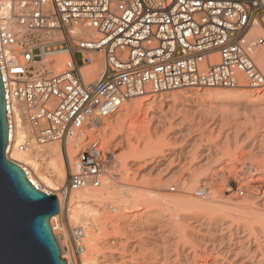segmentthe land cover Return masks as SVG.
Instances as JSON below:
<instances>
[{"label": "built area", "instance_id": "2783aa9c", "mask_svg": "<svg viewBox=\"0 0 264 264\" xmlns=\"http://www.w3.org/2000/svg\"><path fill=\"white\" fill-rule=\"evenodd\" d=\"M256 27L264 31V0H0L9 132L16 126L15 103L34 131V140L19 145L26 151L85 135L134 97L192 87H263L255 52L264 46V33L253 38ZM95 58L103 70L88 80L83 69ZM12 144L11 136L7 149ZM113 159L92 139L69 163L56 192L67 198L101 187ZM51 226L65 264H86L85 226L68 218L66 231L61 217Z\"/></svg>", "mask_w": 264, "mask_h": 264}, {"label": "bare ground", "instance_id": "6f19581e", "mask_svg": "<svg viewBox=\"0 0 264 264\" xmlns=\"http://www.w3.org/2000/svg\"><path fill=\"white\" fill-rule=\"evenodd\" d=\"M263 33L264 31L261 27H256L252 32V37L257 38ZM88 34H92V32L88 31ZM53 58H56V56H49L46 60H51ZM255 59L264 70V46L256 50ZM102 70L103 63L102 61L97 60L94 61L92 65L85 67L83 69V74L86 79L90 80L97 77ZM254 89L264 91V86L252 87L246 85L243 88L238 89L213 87H207L201 90L183 89L176 90L163 98V103L172 104L175 109L178 107L185 108L194 106V108L198 107V109H204V111H215L222 110L219 108L226 105L234 109L236 113L243 115L246 114L247 119L249 118L256 121V125L260 127V131L262 132L260 134L258 132L257 135L259 136L252 139V141L249 139L251 142L244 141V147H246L244 151H249L250 155L256 153V156H261H257L258 161L255 160L257 158L254 157L255 162H251L250 159L249 161L245 160L246 162L243 163L240 162L241 174L234 175L233 178L223 179V175H225V170L227 171V169L233 167L232 160H234V163L237 161L235 158L244 152L241 150V154H237V156L235 155V150H237L235 149V144H237V141L243 140L246 137L244 132H237L240 131L239 129L236 132L229 131L234 128L230 127L227 132L222 133L226 129L223 127L224 130H222V126L220 127V125H217L220 127L219 129L222 130L221 133L223 134V136H220L221 134L219 135L223 138L220 139L218 145L216 144L217 146L213 148L208 144L207 146L200 148V146L198 147L195 144L194 146L197 148L194 147L196 149L194 150L193 156L197 157L195 155H198V159H195V161H197L196 164H193V170L190 172H185V170L181 176L177 177L179 166H173L168 171H166V168H168L167 166L169 165V162L172 164L171 162L177 155L180 154L179 157L182 156L181 152L184 149L178 150L175 147H166L167 150L165 148L164 152L166 151L167 153L162 154L164 145L160 146L159 144L154 143V137L158 135L159 131H161V127H159V129L155 125V127L152 128L153 130L149 128V130L147 129V134H144L145 136L141 143L143 146L140 148L135 146L137 148L134 150L136 153H140V155L142 154V156L143 153H146L144 157L148 156L147 153L150 154L153 151L156 154L157 150H162V153L160 151L161 154L157 153L156 155L148 156L143 160L141 159L142 157H140L141 160L139 158L135 159V157L134 159H127L128 161L124 160L126 166H129L127 167L130 168L129 170L137 167L136 171L131 172V174L142 183L138 182L139 184H137V182L134 183V181V184H124V182L117 184V181H115L116 179L107 172L103 181L104 187H101L102 189L89 186L73 192L67 198H63L56 192L60 187L57 182L67 179V163L69 164L72 161L71 157L77 153L80 147L83 146L82 142L84 138L87 137L88 133L86 131V136L75 135L73 137L64 138L62 141L50 142L42 145L35 144L29 150H21L19 145L23 143L25 139L29 138L34 140V131L28 120L22 115L20 110L21 106L19 107L16 103L14 104L16 126L15 130L9 132V139L12 136L13 144L7 149V156L21 165L25 170L28 179L41 191L48 194L58 195L60 213L53 216L52 221H55L59 217L62 218L65 209L68 208L70 217L76 221L81 218V215H84V222L87 224L89 219L85 213L100 215L105 208H112L115 210L114 212L117 211L116 214H114V218L116 219V221H114L116 224L113 227L123 231L129 237L131 232L134 234L145 232L147 233V236L158 234V237L157 235L155 236L157 239L159 238L156 240L158 244L156 245V243L154 244L152 242L155 245L153 247L162 250L161 259L158 261L155 260L157 263L163 261V264H169V262L171 264L173 261V258L171 257L176 255L174 252H176L178 246V250L182 255L184 252L188 255L189 253L187 254L188 250L186 249L192 244V247L194 246L196 249H201L202 252L209 256L208 259H204L203 257V259L200 257V259H197L199 253L193 247L198 255L194 256V252L191 254L196 259L190 260V258L185 255L187 258L182 259L180 264H264V92H257L254 91ZM151 102L150 104L152 106H146L141 100H133L131 104L117 111L107 121H104V119L97 120L93 123V126H97L100 129L103 128L102 135L105 139L109 137V133L112 131L114 133V138L112 141L108 142L116 141L117 143L115 142L114 145L117 146L120 144L121 146H118V148L120 149V152H122L128 147V143L125 141L126 136L124 137L126 134H121L120 132L118 135L115 134L117 132L116 129L119 128V126L121 127L119 129L121 132L123 131V128L126 127L121 124L124 121V116L127 115L128 112L136 108H139V112H141V109H144V106H146V114L150 115V117L152 116V119H155L154 124L158 119L167 117L166 113L160 111L161 108H155L156 106L154 105H157L156 103L154 104ZM147 105H149V103ZM198 109H196V111H198ZM214 129L210 130L213 131ZM235 129L236 127L234 130ZM202 130H200V132ZM220 130H218V132H220ZM207 131H209V129ZM207 131L205 133H207ZM211 131L209 133H211ZM201 133L194 135L192 141L197 143L201 138L200 136H202ZM115 136L117 137L115 138ZM178 136L177 132V135L174 133L173 135L166 136V138L168 137L172 139L178 138ZM226 146L228 149H232L234 146L235 149H233L235 152L230 150L231 152L229 153L230 155H228V159L223 158L229 151L226 149L225 153L224 149L227 148ZM233 152L235 154H233ZM40 156H47V164L54 169L53 178H50L39 169L38 158ZM194 157L192 160H194ZM115 159L118 160L116 156ZM195 161L193 162L195 163ZM113 164H115V161ZM118 164H116V166ZM125 164L123 165L125 166ZM216 164L219 165L216 166ZM236 164H234V166ZM129 170H126L124 174L130 175ZM173 181L177 184H181L177 188L178 190L176 194L170 193L167 189V186H169L171 182L173 183ZM41 185L44 187L46 186V188H43ZM224 186L228 187L226 188L227 191H231L232 193L224 194ZM105 192H108L109 197H114L113 202L116 204L107 203L106 199L108 197L102 195ZM238 217H244L245 219L243 221V218H241L242 221L240 220V222H238L240 219ZM62 221L64 229V220L62 219ZM75 223L78 222L76 221ZM89 225L91 226L90 229L87 228L86 230L85 228V238L88 239L87 242L89 243L87 245L91 255H89L86 264H101L102 262L99 261L100 259L98 258V255H96L99 250V245L91 231L94 226L91 221ZM55 235H57L56 231ZM178 237H180L181 242L182 239H187L190 244H188L189 242L186 244V240L184 243H180V245L176 243L178 246L175 247L176 249L174 251L173 241ZM152 238L150 240H153ZM141 241H143V239ZM142 243H140V245ZM147 243L148 242H146V244ZM152 243L151 245H153ZM130 245H132V243ZM140 245L138 244L139 248ZM217 254H222L223 258L222 256L218 257L219 255ZM210 256L216 257L210 258ZM171 259L172 261H169ZM179 260L177 263H179ZM139 262L141 263L142 261ZM144 262L145 261L142 263Z\"/></svg>", "mask_w": 264, "mask_h": 264}, {"label": "rangeland", "instance_id": "374dc122", "mask_svg": "<svg viewBox=\"0 0 264 264\" xmlns=\"http://www.w3.org/2000/svg\"><path fill=\"white\" fill-rule=\"evenodd\" d=\"M58 57H62V56H58ZM95 59L97 60V58H95ZM259 67H260V65H259ZM261 70H263V69L261 68ZM263 72H264V70H263ZM204 88H207V87L180 88V89H175V90H171V91H167V92H163V93H158V94H155V95L134 97L129 102L125 103L122 106L121 109H123L127 105L131 104V102L133 100L134 101L135 100H141L142 103L146 104V106H150L151 105L150 102L152 101L154 104L155 103L157 104V105H154L153 104L154 106H156L155 108L156 109L161 108L160 111H162L163 113H166L167 114V117L164 116L165 118L158 119V121L154 124V120L155 119H152V116L150 117V115H147L146 114V111H145L146 106H144V109H141L142 110L141 112H139L140 111L139 108H136V109L128 112V114L124 116V119H123L124 121L121 124L122 126L125 125L126 127L124 126L125 128H123V131L121 132L119 130L121 127L119 126V128L116 129L117 132L115 134V135H118L119 132L121 134H126V135H124V137L126 136L125 137V139H126L125 141H126V143H128V147L124 151H122V152H120V149L118 148V146L119 147L121 146L120 144H118L117 146L114 145L116 141L108 142V141H112L113 138H114L113 137V134L114 133L112 131L109 133V137L105 139L104 136L102 135L103 134V130H102L103 128L101 127L102 129H100L97 126H95V128L90 129V130H87V133H88V135L86 137L87 139L84 138V140L82 142L83 146L80 147L78 149L77 153H75L71 157V160H73L74 157L78 154V152L81 149H83L92 139L97 138V139L100 140V142L102 143V145H103V147L105 149L109 150L112 154H114L113 161H111L109 163L110 165L108 167V173L116 179L115 181H117V184L118 183L121 184L123 182H124V184L125 183L132 184L134 181H135L134 183L137 182V184L142 183L141 181L137 180V178H135L134 175L132 176V174H131V172H135L136 171L137 167L129 170L130 168H127L129 166H126V164L124 163V160H127V159L130 160L132 158L134 159V157H135V159H138V158L140 159V157H142L141 159L143 160L144 158H146L148 156L156 155L157 153L159 154L160 151L162 153V150H157L156 154L153 151L150 154L147 153L148 156L144 157V155H146V153L145 154L143 153V156H142V154L140 155V153H136L135 150H134L135 148H137L135 146H138L139 148L143 146V144H141V143H142V141L144 139V136H145L144 134H147L146 132L149 130V128L152 129V128L155 127V125L158 128L161 127V131H159L158 135L154 137V143L155 144H159L160 146L164 145V149H163V153L162 154L167 153L166 151L164 152V150H165L166 147L167 148L175 147L178 150L184 149L181 152L182 156L179 157L180 154L177 155L175 157V159H173V161L171 162L172 164H170V162H169V165L167 166L168 168H166L167 169L166 171H168L173 166H179V171L177 172V177L181 176L184 173L185 170H186L185 172H190V171L193 170V168H194L193 167L194 166L193 164H196V161H197V160L195 161V159L196 158L198 159V155H195L194 154L197 157H194L193 156L194 150L197 148L196 146H198V147L200 146V148H201V147L207 146L209 144L210 147L215 148V146H217L218 143L220 142V139L223 138V137H220V136H223L222 133L227 132L230 129V127H232V128L233 127L234 128L236 127V129L234 130V128H233V129H230L229 131H232V132L235 131L236 132L239 129L240 131H237V132H241V133L244 132L246 134V137L245 138L243 137L245 140L243 139V140L237 141V144H235V147H236L235 149H237L239 151L235 150L234 149V146L232 147V149H230V148L228 149V147L226 146L227 148L224 149L225 150V153H226V149L229 150V151H228L227 155L224 153L225 155H224L223 158L224 159H228L229 158L228 155H230L229 154L231 152L230 150H232V151L235 150L236 151V154L234 153L235 151L233 152V154H235L236 156H237V154H241L242 151H244L245 148H246V147H244V141L251 142L252 139H255V138H257L259 136V135H257L258 132H259V134L262 132V131H260L261 130L260 127L258 125H256L257 124L256 121L255 120H252V119H249V118L247 119L246 114L243 115V114H240V113H236L234 109H232L230 106H226V105L225 106H222L221 108H219V109H222V110H215V111L214 110H212V111L209 110V111H204V109L203 110L202 109L200 110V109H198V107L197 108H194V106L193 107H185L186 109L185 108H182V107L175 106V107H178V108H176L177 109L176 110L174 108V105L167 104L165 102L163 103V100H164L163 98L166 95L175 92L176 90H183V89L184 90H191V89L192 90H201V89H204ZM254 91L264 92L263 90H257V89H254ZM148 103H149V105H147ZM190 108H192V109H190ZM199 108H201V107H199ZM196 109H198V111H196ZM168 114H169V116H168ZM112 116H109L107 118H104V121L105 120L107 121ZM161 119H163V120H161ZM158 123H159V125H158ZM217 125L218 126L220 125V127L222 126L221 129L224 127L226 130H224V128H223L222 130H224V131L222 132V130L219 129L220 127H218ZM216 126H217L218 129L216 128ZM237 126H238V128H237ZM204 128L207 129V130L209 129V131L205 130ZM210 129H214L213 130L214 132L211 131ZM200 130H202L201 131L202 133L200 132ZM218 130H220V132H218ZM206 131H207V133H209L211 131V133L207 134V133H205ZM177 132H178V135H179L178 138H172V139H170L168 137L166 138V136L173 135L174 133H176V135H177ZM200 133L202 134V136H200L201 138L198 141L199 143L198 142L197 143L193 142L192 141V137L194 135H198ZM204 134L205 135H208V136H205ZM211 135H213V136H211ZM254 135H257V136H254ZM116 137L117 136H115V138ZM200 140L202 141V143H201ZM216 140H218V141H216ZM191 143H193V144H191ZM195 144H196V146H194ZM191 146H193V147H191ZM194 147H196V148H194ZM167 148H166V150H167ZM192 148H194V149H192ZM221 148H222V146H221ZM131 151H132V153H131ZM133 152H135V153H133ZM118 154H120V155H118ZM246 154H247V157H246ZM138 155H139V157H138ZM251 155H250V152L249 151H244L241 155H238L237 157L235 156L236 157L235 160H237L235 162L237 164L235 162L233 163L234 160H232V166L233 167L230 168V169H227V171L225 170V172H224L225 175H223V179H225V178H231V177L233 178L234 175L241 174L240 173V165H241V163L246 162V161H249V159L251 160V162H255V160L258 161V158H257L258 155L256 156V153H254V155H252V156ZM115 156H116V158H118V160L120 162L115 159ZM241 156H242V158H241ZM248 156H251V157H248ZM260 156L261 155H259L258 157H260ZM193 157H194V160H192ZM254 157L257 158V159H255ZM186 158H188V159H186ZM114 161H115V164H113ZM193 161H195V163ZM118 162H119V164H118ZM38 164H39V169L42 170L44 172V174H46L50 178H53L54 169L50 165L47 164V156H40L38 158ZM116 164H118V165L116 166ZM123 164H125V166ZM234 164H236V165L234 166ZM218 165L219 164H216V166H218ZM27 167L31 170V168L28 165H27ZM68 168H69V164L67 163V174H68ZM235 169L236 170L239 169V170L236 171ZM126 170H129L130 175L129 174H124ZM243 174H244V172H243ZM64 181H60V182H57V183L59 184V186H61L64 183ZM179 185H181V184H179V183L177 184L175 181H173V183L171 182L169 184V186H167V189L170 191V193L176 194L177 193V190H178L177 188L179 187ZM41 186L43 188H46V186L45 187L43 185H41ZM101 187H104V186L102 185ZM101 187H99V188H101ZM173 187H175V189H173ZM226 188H228V187L224 186V190H223L224 194H231L232 192L231 191H227ZM102 195L105 196V197H108L106 199L107 200V203H111V204L115 203V202H113L114 201V197H109L108 192H105ZM233 196H235V195H233ZM117 205H118V203H117ZM165 210H167V209H165ZM114 211L115 210L112 209V208L111 209L105 208V210L102 211L100 213V215L99 214L91 215V214L85 213V215H87V217L89 219V221H87V224H85V222H84L85 221L84 215H81V218L79 220H76L78 223H75L76 221L72 217H70V215L68 213V208H66L65 211H64L65 213H63L62 219L64 220L65 230L66 231L68 230V218L71 220V222L73 224L82 223L83 225H85L86 230H87V228L88 229L91 228V226L89 225L90 221L93 223L94 228H92L91 231L93 232V237L96 238V241H97V243L99 245V250L97 251L96 255H98V258L100 259L99 261L102 262L101 264H119V263L120 264H163L162 263L163 261L162 262H159V263L156 262V261H158V260L161 259L162 250L160 248L153 247V246H155L154 245L155 243H156V245L158 244V242H156V240L159 239V238L157 239L158 234H156L157 237H155L156 235H148L147 236V233H145V232H142L143 234L142 233L141 234H137V233L134 234V233L131 232L129 234L130 235V237H129L123 231H120L118 228L113 227L116 224L115 223L116 219L114 218L115 217L114 214H116V212H117V211L116 212H114ZM95 217H96V219H95ZM238 218H240V217H238ZM241 218H243V221H244L245 218L244 217H241ZM241 218L239 219V221L237 219V221L238 222H240V220L242 221ZM150 237L151 238L154 237L156 239L152 238L154 240L153 241V240H150L151 239ZM148 238H149V240H148ZM142 239H143V241H141ZM179 239H180V237H178L176 240L173 239V240H175L177 242L171 240V241L174 242V244H173L174 251L176 249L175 247H177L178 245H180V243H182V242L184 243L185 240H186L185 241L186 244L189 242V241H187V239H184V240L182 239V242H181V239L180 240ZM85 241L87 242L88 239L85 238ZM127 242H128V245H127ZM142 242H144V243H142ZM146 242H148L147 244H149L150 246L147 245ZM150 242L151 243L153 242L154 244L152 243L153 245H151ZM88 243L89 242H87V244ZM129 243L130 244L132 243V245H130ZM133 243H135V244H133ZM137 243L139 245H140V243H142L140 245V248L138 247V244ZM188 244H190V242ZM142 245H143V247L141 248ZM188 247H187L186 250H188L187 251V254L188 253L189 254L186 255L185 254L186 252H184V254L182 255L181 252L178 250L179 249V246H178L177 249H176V252L177 253L174 252L176 254L175 256H178V257H175L174 256V253H173V256L175 258L174 257H171V258H173V261H172V259L169 260V261H172L171 264H176L179 259H180L179 260V263H177V264H180L181 260L182 259H185L187 257L190 258V260L196 259L194 256H197L198 253H199V255L197 256V259H200V258L201 259H203V258L204 259H208L209 256H207L204 252H202L201 249H199V248L196 249L193 246L195 248V250H197V252H198L197 253L194 250V248L192 247V244L190 246H188ZM199 250H201V251H199ZM191 253H193L194 256ZM179 254H181V255H179ZM89 255H91L90 252H89ZM217 255H219V254H217ZM221 256H222V254H220L218 257H221ZM211 257H216V256H210V258ZM222 258H223V256H222ZM139 261H142V262L145 261V262L144 263H142V262L140 263ZM169 264H170V262H169Z\"/></svg>", "mask_w": 264, "mask_h": 264}, {"label": "water", "instance_id": "95a60500", "mask_svg": "<svg viewBox=\"0 0 264 264\" xmlns=\"http://www.w3.org/2000/svg\"><path fill=\"white\" fill-rule=\"evenodd\" d=\"M9 129L0 73V264H65L51 226L57 195L37 188L7 156Z\"/></svg>", "mask_w": 264, "mask_h": 264}]
</instances>
